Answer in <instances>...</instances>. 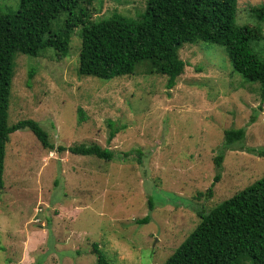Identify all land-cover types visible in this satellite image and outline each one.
<instances>
[{
	"label": "rangeland",
	"instance_id": "1",
	"mask_svg": "<svg viewBox=\"0 0 264 264\" xmlns=\"http://www.w3.org/2000/svg\"><path fill=\"white\" fill-rule=\"evenodd\" d=\"M19 5L0 0V12L14 14ZM80 5L92 21L115 13L137 19L147 0ZM263 5L239 0L236 24L264 34L254 15ZM80 31L73 32L66 58L52 49L39 58L17 54L9 124L38 122L55 151L29 130L10 136L0 190V264H97L94 244L109 264H165L194 232L199 213L264 177V158L257 155L264 150L259 84L233 72L224 47L206 42L182 47L187 66L173 88L148 63L133 76L81 77ZM253 47L264 56V40ZM245 127V139L228 150L226 131ZM81 145H98L114 158L58 150ZM219 155L224 161L215 183ZM150 197L157 203L152 210Z\"/></svg>",
	"mask_w": 264,
	"mask_h": 264
},
{
	"label": "trees",
	"instance_id": "2",
	"mask_svg": "<svg viewBox=\"0 0 264 264\" xmlns=\"http://www.w3.org/2000/svg\"><path fill=\"white\" fill-rule=\"evenodd\" d=\"M238 1L147 0L146 10L137 19L115 13L99 21L91 20L80 0H20L14 14L0 12V190L4 188L6 145L12 134L29 130L44 149L55 151L38 122L29 119L9 124L17 54L39 58L52 49L59 58H66L72 34L79 27L81 77L111 80L133 76L139 64L148 63L151 72L166 76L173 88L187 66L179 55L182 47L206 42L224 47L233 72L259 84L263 104L264 56L253 43L263 41L264 34L260 27L236 24ZM254 15L264 23V5L255 9ZM29 77L32 80L33 71ZM261 110L255 111L251 124L256 123ZM246 129L226 131L228 150L245 139ZM115 136L112 131L110 140ZM58 150L108 162L114 158L112 151L98 145ZM257 155L264 158V150ZM223 161L224 155L215 159L219 170L215 183L220 180ZM149 202L152 210L157 203L151 197ZM198 216L200 223L194 232L165 264H264V177ZM149 220L146 217L140 223ZM93 248L97 264H109L99 246Z\"/></svg>",
	"mask_w": 264,
	"mask_h": 264
}]
</instances>
